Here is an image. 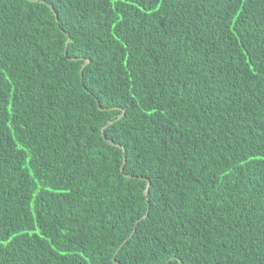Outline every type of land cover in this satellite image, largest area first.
Returning <instances> with one entry per match:
<instances>
[{"label": "trees", "instance_id": "1", "mask_svg": "<svg viewBox=\"0 0 264 264\" xmlns=\"http://www.w3.org/2000/svg\"><path fill=\"white\" fill-rule=\"evenodd\" d=\"M112 258L264 264V0H0V264Z\"/></svg>", "mask_w": 264, "mask_h": 264}, {"label": "water", "instance_id": "2", "mask_svg": "<svg viewBox=\"0 0 264 264\" xmlns=\"http://www.w3.org/2000/svg\"><path fill=\"white\" fill-rule=\"evenodd\" d=\"M67 40H68V38H67ZM109 143H110V142H109ZM133 231H134V230H133ZM112 261L115 262L114 258H112ZM115 263H116V262H115ZM116 264H117V263H116Z\"/></svg>", "mask_w": 264, "mask_h": 264}]
</instances>
